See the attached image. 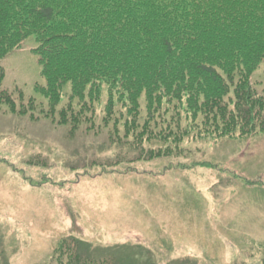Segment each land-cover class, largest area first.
Listing matches in <instances>:
<instances>
[{
    "label": "rangeland",
    "instance_id": "1",
    "mask_svg": "<svg viewBox=\"0 0 264 264\" xmlns=\"http://www.w3.org/2000/svg\"><path fill=\"white\" fill-rule=\"evenodd\" d=\"M38 46L31 37L0 62V96L6 93L15 103L12 111L0 102V254L6 264H56L54 250L68 237L84 242L97 258L125 256L126 264H263L264 250L256 244L264 243V134L218 143L190 140L176 156L124 159L104 169L125 152L111 138L125 134L126 114L115 134L122 109L107 115L104 87L94 113L83 114L93 129L84 124L73 133L70 122L61 124L36 90L45 85L32 52ZM252 85L264 97V66ZM70 93L68 86L61 109ZM72 111L78 113L77 103ZM177 115H162L163 125L155 118L152 130L171 122L174 128ZM106 117L113 119L109 127ZM148 118L143 106L141 126ZM144 145L162 147L158 141ZM201 163L218 171L187 169Z\"/></svg>",
    "mask_w": 264,
    "mask_h": 264
},
{
    "label": "trees",
    "instance_id": "2",
    "mask_svg": "<svg viewBox=\"0 0 264 264\" xmlns=\"http://www.w3.org/2000/svg\"><path fill=\"white\" fill-rule=\"evenodd\" d=\"M31 37L39 45L33 52L45 80L36 90L61 124L70 122L73 133L84 124L93 129L83 114L94 113L104 87L107 115L115 116L118 105L122 109L115 134L126 114L125 134L118 141L111 138L125 152L104 169L124 159L176 156L190 140L215 143L264 134V97L252 85L264 66V0H0V62ZM68 86L70 101L61 109ZM0 102L15 110L10 95L2 94ZM76 103L78 113L72 111ZM143 106L149 120L141 126ZM176 111L174 128L171 122L162 131L152 130L155 118L163 125L162 115ZM112 120L104 118V125ZM154 141L162 147L144 145ZM257 246L264 250V243ZM53 261L126 264L125 256L87 253L84 242L73 237L59 241ZM0 264H6L1 254Z\"/></svg>",
    "mask_w": 264,
    "mask_h": 264
}]
</instances>
